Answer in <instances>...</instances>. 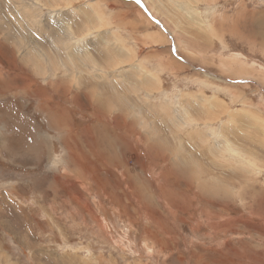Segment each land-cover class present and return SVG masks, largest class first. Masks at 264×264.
<instances>
[{
    "label": "rangeland",
    "instance_id": "obj_1",
    "mask_svg": "<svg viewBox=\"0 0 264 264\" xmlns=\"http://www.w3.org/2000/svg\"><path fill=\"white\" fill-rule=\"evenodd\" d=\"M0 264H264V0H0Z\"/></svg>",
    "mask_w": 264,
    "mask_h": 264
},
{
    "label": "bare ground",
    "instance_id": "obj_2",
    "mask_svg": "<svg viewBox=\"0 0 264 264\" xmlns=\"http://www.w3.org/2000/svg\"><path fill=\"white\" fill-rule=\"evenodd\" d=\"M49 102V101H48ZM44 105V104H43ZM55 108V107H54ZM54 108L52 107V109L54 110ZM66 139V138H65ZM65 143V142H64Z\"/></svg>",
    "mask_w": 264,
    "mask_h": 264
},
{
    "label": "snow or ice",
    "instance_id": "obj_3",
    "mask_svg": "<svg viewBox=\"0 0 264 264\" xmlns=\"http://www.w3.org/2000/svg\"><path fill=\"white\" fill-rule=\"evenodd\" d=\"M138 2H139V0H138Z\"/></svg>",
    "mask_w": 264,
    "mask_h": 264
}]
</instances>
